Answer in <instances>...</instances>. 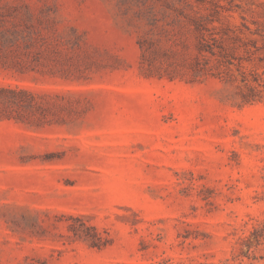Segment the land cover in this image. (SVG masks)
<instances>
[{
    "label": "rangeland",
    "instance_id": "1",
    "mask_svg": "<svg viewBox=\"0 0 264 264\" xmlns=\"http://www.w3.org/2000/svg\"><path fill=\"white\" fill-rule=\"evenodd\" d=\"M0 264H264V0H0Z\"/></svg>",
    "mask_w": 264,
    "mask_h": 264
}]
</instances>
